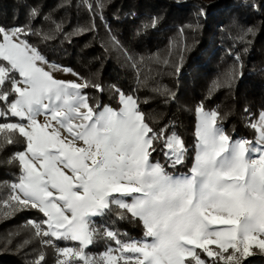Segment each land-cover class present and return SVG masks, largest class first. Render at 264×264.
<instances>
[{
	"label": "snow or ice",
	"instance_id": "1",
	"mask_svg": "<svg viewBox=\"0 0 264 264\" xmlns=\"http://www.w3.org/2000/svg\"><path fill=\"white\" fill-rule=\"evenodd\" d=\"M241 3L253 13L264 7V0ZM78 7L96 15L104 5L79 0ZM196 15L208 13L201 7ZM40 17L32 8L25 23L0 24V152L19 149L0 161L15 168L8 196L0 198V215L35 211L38 219L27 225L54 249L55 264H245L264 256V110L246 124L254 140L233 139L220 113L199 104L193 162L187 172H176L188 156L184 140L171 125L151 126L132 94L112 85L117 106L94 105L84 90L102 93L101 84L69 68L63 71L76 80L56 79L46 70L49 61L38 45L59 36L71 43L83 31L68 33L62 24L37 29ZM158 22L148 18L137 35ZM239 33L240 42L252 43L246 39L255 35L252 27ZM235 61L242 67L239 55ZM182 62L183 55L177 78ZM241 76L234 66L224 84L231 87ZM157 154L164 163L153 160ZM112 213L140 224L142 238L126 240L111 225H95L94 218ZM98 240L106 250L89 255L87 247ZM58 241L74 246L60 247ZM44 261L41 254L34 264Z\"/></svg>",
	"mask_w": 264,
	"mask_h": 264
},
{
	"label": "trees",
	"instance_id": "2",
	"mask_svg": "<svg viewBox=\"0 0 264 264\" xmlns=\"http://www.w3.org/2000/svg\"><path fill=\"white\" fill-rule=\"evenodd\" d=\"M101 2L103 9L92 15L78 7L79 0H0V24L10 27L25 23L29 10L36 8L41 12L37 29L44 27L47 31L49 25L54 28L55 24H62L65 32L83 31L82 35L70 37L71 43L59 36L47 45L38 46L49 63L69 68L103 86L102 93L93 88L84 90L90 103L115 108L112 85H116L137 98L140 111L151 126L171 125V130L181 136L189 149L185 165L177 171L187 172L193 162L195 108L201 103L205 110L220 113L222 127L233 139H255L254 130L246 124L249 116H258L264 110V7L253 13L241 0ZM201 7L208 13L206 18L196 15ZM153 16L159 17L157 26L137 35L143 23ZM249 27L255 35L246 38L252 41L247 45L238 36L240 28ZM32 42L35 44L37 38L33 37ZM181 55L182 71L177 78L175 69L181 66ZM237 55L242 67L236 64ZM234 66L242 76L229 87L224 84L225 73ZM214 82L220 86L214 87ZM168 93H175V99H170ZM18 150L16 146L8 147L0 152V161ZM155 157L165 162L161 155ZM14 173L13 166L0 164V198H7V185ZM29 219H38L37 213L24 211L8 218L0 215V264H34L41 254L45 257L44 264H55L54 249L33 236L27 225ZM94 222L97 227L113 226L123 239L142 238L140 224L121 221L115 213L96 217ZM57 244L74 246L70 241ZM107 246L98 240L86 251L97 255ZM245 264H264V256L255 255Z\"/></svg>",
	"mask_w": 264,
	"mask_h": 264
},
{
	"label": "rangeland",
	"instance_id": "3",
	"mask_svg": "<svg viewBox=\"0 0 264 264\" xmlns=\"http://www.w3.org/2000/svg\"><path fill=\"white\" fill-rule=\"evenodd\" d=\"M53 65H55V67L53 66ZM63 67H61V66H59L58 64H56V63H49V65H48V67L46 68V70H48V71H50L53 75H54V77L56 78V79H62V80H76L77 79V77L76 76H74V75H72L71 73H69V72H65V71H63ZM39 119H41V120H43V117H40ZM196 123H197V117H196ZM195 129H196V126H195ZM195 143H196V141H195ZM195 146V145H194ZM194 155H195V148H194ZM153 160L155 161V160H159V158L158 157H155V158H153ZM190 169V168H189ZM171 171V170H170ZM176 172H180V173H183V172H186V171H177V170H175ZM188 171V170H187ZM213 247H215V246H213ZM255 251H257V252H259V250L258 249H254ZM89 254V253H88ZM89 255H92V254H89ZM99 254H97V255H92V256H98ZM251 258V257H250ZM246 263V262H245ZM220 264H224V262H220Z\"/></svg>",
	"mask_w": 264,
	"mask_h": 264
}]
</instances>
